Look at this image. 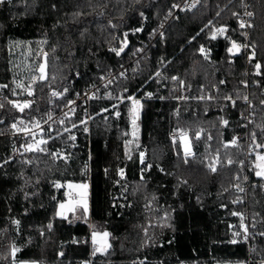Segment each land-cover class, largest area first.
<instances>
[{
	"label": "trees",
	"instance_id": "obj_1",
	"mask_svg": "<svg viewBox=\"0 0 264 264\" xmlns=\"http://www.w3.org/2000/svg\"><path fill=\"white\" fill-rule=\"evenodd\" d=\"M181 1L0 4L5 98L0 102V264H81L89 254L90 231L108 234V247L94 264H264V178L256 175L258 152L264 150V0L252 2L247 38L254 65L260 64L255 75L247 74L242 56L229 55L232 42L245 40L233 17L240 10L238 0H200L192 13L171 19L162 37L152 38L153 29ZM207 23L225 26L227 38L212 39ZM201 45L211 48L210 62L199 55ZM41 64L44 79L37 73ZM121 69L124 75L116 77L107 95L124 101L101 97L90 102L87 133L81 126L64 132L81 121L80 109L75 120L57 123L45 135L50 138L45 154L11 158L21 141L9 137L10 125L19 118H44L52 90L62 96L53 104L56 112L103 74ZM28 84L29 96L23 89ZM214 87L219 90L213 95ZM144 92L152 98L141 101L138 149L146 157L139 164L138 149L128 153L126 148L128 99ZM246 94L255 113L251 168L242 163L244 148L227 145L239 123L233 115L224 127L230 110L218 103L236 99L235 112L243 108ZM16 99L32 101L29 110L13 107ZM178 129L190 132L193 156H184L170 141ZM70 182L89 184L87 217L57 216L65 191L54 185ZM241 223L248 232L244 239L232 231Z\"/></svg>",
	"mask_w": 264,
	"mask_h": 264
},
{
	"label": "built area",
	"instance_id": "obj_2",
	"mask_svg": "<svg viewBox=\"0 0 264 264\" xmlns=\"http://www.w3.org/2000/svg\"><path fill=\"white\" fill-rule=\"evenodd\" d=\"M241 4L240 10L233 13V17L236 20L237 28L238 30L244 35L245 40L241 42H232L236 43L239 46V56H242L247 66H249V69L247 71L248 75H255L258 73V69L256 68V65H254L255 60V51L254 48L250 43H248V32L252 27V21H253V13L251 10V5L253 0H238ZM200 4V0H182L180 3L175 4L172 9L169 11L167 18L165 21H161L152 31V38L155 37H162L163 31L166 26V24L173 18H176L178 15L185 14V13H192ZM251 13V15H249ZM245 24L244 28L240 27L241 23ZM248 25H251L250 27ZM207 27H211L212 33L214 36H212L213 39L215 38H227L228 36V30L225 26H213L211 23H207ZM223 30V31H221ZM130 32H125V35H127ZM132 34H134V31H131ZM151 38V41L153 40ZM230 45V46H231ZM230 48V47H229ZM201 49L204 51L201 52ZM142 53V52H141ZM199 55L202 57V59L206 62H210L212 60V50L211 48L201 45L199 46ZM254 54V55H253ZM230 62V60H229ZM252 66V68L250 67ZM124 69L118 70L117 72H108L103 74L100 77V80L97 83L90 84L81 94L77 95L74 99L68 101L67 103L60 106L58 111H53V104L58 99L59 94L57 91L52 90L48 96V106L49 111L47 115L44 118L35 120L33 122L24 120L22 118L17 119L13 124H11L12 128L11 131L9 129V137L14 139L16 143L18 144L19 141H21V144L18 146H15V148L12 151L11 158L12 159H19L20 157L24 156L27 157L30 155H26V149L25 143L29 139H38L44 142V139L46 140L45 135L50 133L53 129L52 126L57 125V123H61L62 121L73 118L78 111L81 109V115L82 120L88 122L89 116L87 113V105L99 98H105L107 95V92L110 90L113 82L115 81L116 77L118 75H124ZM222 84V83H221ZM245 85L244 83H242ZM182 84L180 87L182 88ZM218 87H214L212 89V94L218 93ZM264 93V91H263ZM4 92L0 90V97L3 98ZM134 100L141 102L142 100H149L152 98L151 93L144 92L138 97H133ZM216 102V99L211 96H208L207 99H212ZM5 100V98H3ZM1 102V101H0ZM27 102H30L28 99H16L11 102L12 106L15 107V105L19 104L21 106L27 104ZM236 102V99L232 97L224 98L223 100L219 101V106L221 109H228L230 110L228 116H226L222 124L224 127H228L229 124L232 122L234 115L236 117V120L238 121V129L236 133L232 135L231 140L227 143V145L233 147V148H244V159L242 160V163H247L248 166L251 168L254 166L255 162L253 160L256 149H255V141L253 140V137L250 132V128L255 123V113L252 108V104L250 102L249 95L246 94L244 96V99L242 100V109H239L235 112H233L234 104ZM216 104L212 106L213 110L216 109ZM17 108V107H15ZM21 110L20 108H17ZM24 109V108H23ZM25 110V109H24ZM227 121V124L224 122ZM10 128V127H9ZM16 128H18L20 131H17ZM200 134V133H199ZM189 132L186 130H174L170 133L169 139L173 144H180L184 139H189ZM41 142V145H42ZM15 144V143H14ZM43 147V146H42ZM37 149L41 151L40 146H37ZM190 156V155H188ZM143 162L139 158V164H142ZM118 175L123 178L124 172L123 170H120L118 172ZM254 187L256 185H253ZM77 198V195L75 193H71L68 197L70 200H74ZM232 228V225H229V229ZM92 232L90 231V239H89V254L86 260H84L81 264H94L95 258L99 255V245L95 243L91 239ZM248 232L245 233L244 229L242 231V237L247 238ZM236 241V240H235ZM247 264H253L252 261H248ZM254 264H263L261 262H255Z\"/></svg>",
	"mask_w": 264,
	"mask_h": 264
},
{
	"label": "rangeland",
	"instance_id": "obj_3",
	"mask_svg": "<svg viewBox=\"0 0 264 264\" xmlns=\"http://www.w3.org/2000/svg\"><path fill=\"white\" fill-rule=\"evenodd\" d=\"M212 36H214L213 33H211L210 37L212 38ZM41 68H43V73H41V71H40ZM137 68H138V66H137ZM37 73H38L39 79L40 78L41 79L45 78L46 72H45L44 64H41V66L37 70ZM42 76H43V78H42ZM18 84L21 86L22 82H18ZM23 89H24V92H25V94L27 96H29V92H31V95H32L31 86L29 84ZM17 96H19V95H17ZM61 97H62L61 94H59L58 99H60ZM105 97L107 99L117 100V103H120V102L124 101V99H122V98H115V96H113L112 94H108ZM133 97L134 96H132L131 98L128 99V101L132 104V111H131L132 114H131V119H130V125H131L130 139H129V141L126 144V148H127L128 153H130V151L137 150L138 147H139V141H138V139H139L138 119H139V114H140V110H141V102H139L138 104H134L133 103V99H134ZM20 98H22V96H20ZM0 101H4V99L2 97H0ZM31 102L32 101L27 102L28 107H25L24 108L25 110H29ZM10 104H11V102H10ZM76 117H77V114L73 118H68L66 120H75ZM79 118H81V121L78 124L72 125L69 128L64 129V132H69V131L75 129L77 126H81L83 128L82 129L83 133H87L88 132V124H89L91 118L89 119L88 122L82 120V115ZM38 119L39 118L34 119L33 121L38 120ZM65 122L66 121L64 120V122L62 121L59 125H61V126L63 125L64 126ZM11 128H12V126L10 125V128H9L10 131H11ZM16 130L20 131L18 128H16ZM186 131H188V130H186ZM199 133H201V131H199L197 134H195L193 136L194 139H197V138L200 137ZM189 136H190L189 139H184L179 144L180 148H181V151H182L184 156H188V155H192L193 156L194 155V150L192 148V141H191L192 137H191L190 132H189ZM49 139H50L49 137L46 138V140L44 139V142H42L41 140L35 139V138L29 139L25 143V147H24L26 149V155L45 154L47 152V150H45L46 149L45 146L48 143ZM41 142H42V145H41ZM37 146H40L41 151H39L37 149ZM137 152H138V157L144 163L145 157H146L145 150L143 148H139ZM53 155L57 157V151L55 153H53ZM214 159H215V161H214V165H213L212 169H214L215 166H217V164H218L217 163V158L215 156H214ZM57 185H59V187H57ZM81 185H84V184L83 183H74V182H70V183L66 184L65 189H64V191H65V200L58 205V209H57V216L59 218L68 219L69 216H72L73 219H76V216L78 214H80V216L87 217L88 208H89L88 188L87 187L86 188L85 187H80ZM54 186L57 189L63 187V185L60 184V183H55ZM71 193H75L77 195V198L74 199V200L68 199V197H69V195ZM62 204L65 205V207L63 209L60 207V205H62ZM244 228H245L244 223H241V225H240L238 230L233 229L232 231L234 233H239V235H240ZM234 233H233V236H234ZM94 236H95V243H97L99 245V251H98L99 255H103L104 251L108 247V236L104 237V233L97 234L95 232H92V234H91V239L92 240H93ZM235 236L237 237V235H235ZM19 264H32V263L20 262Z\"/></svg>",
	"mask_w": 264,
	"mask_h": 264
},
{
	"label": "snow or ice",
	"instance_id": "obj_4",
	"mask_svg": "<svg viewBox=\"0 0 264 264\" xmlns=\"http://www.w3.org/2000/svg\"><path fill=\"white\" fill-rule=\"evenodd\" d=\"M6 2H10V0H0V4H4V3H6ZM249 15H251V13H249ZM248 26L250 27L251 25H248ZM240 27H241V28H244V27H245V24L242 22V23L240 24ZM221 31H223V30H221ZM233 49H236V50L238 51V50H239V46H238L236 43H233V44H232V48H230L229 51L232 52ZM120 51H123V48H121ZM120 51H117V52H116V55H120ZM203 51H204V50L201 49V52H203ZM253 55H254V54H253ZM256 68L259 70V69H260V64H257V65H256ZM40 71H41V73H43V68H41ZM257 74H259V72H258ZM42 78H43V76H42ZM29 95H31V92H29ZM133 103H134V104H138L139 102L133 99ZM15 107L20 108L21 110H23V108L28 107V105L25 104V105L21 106V105L17 104V105H15ZM116 115L118 116L119 113L117 112ZM224 123L227 124V121H225ZM72 138L75 139V137H72ZM186 150H187V149H186ZM258 159H259L260 161L264 162V156H259ZM257 167L260 168V171H258V172L256 173V175L259 176V177L264 178V163L258 164ZM213 171H215V169H213ZM57 187H59V185H57ZM80 187H85V188H86V185H81ZM60 207L63 209V208L65 207V205L62 204V205H60ZM234 214H235V213H234ZM49 227H51V225H49ZM244 232L247 233V228H246V227L244 228ZM107 235H108L107 233H104V237H107ZM235 235H239V233H234V236H235ZM262 235H264V233H262ZM93 240H94V242H95V236L93 237ZM232 242L235 243L236 241L233 240Z\"/></svg>",
	"mask_w": 264,
	"mask_h": 264
},
{
	"label": "crops",
	"instance_id": "obj_5",
	"mask_svg": "<svg viewBox=\"0 0 264 264\" xmlns=\"http://www.w3.org/2000/svg\"><path fill=\"white\" fill-rule=\"evenodd\" d=\"M67 184V183H66ZM66 184H64L63 185V188L65 189V186H66ZM84 185H86V187L88 188V200H89V184H88V182H86V183H83ZM88 213H89V208H88ZM88 216V215H87ZM82 216H80V214H78L77 216H76V219L78 220V219H80ZM32 264H36V263H32Z\"/></svg>",
	"mask_w": 264,
	"mask_h": 264
},
{
	"label": "water",
	"instance_id": "obj_6",
	"mask_svg": "<svg viewBox=\"0 0 264 264\" xmlns=\"http://www.w3.org/2000/svg\"><path fill=\"white\" fill-rule=\"evenodd\" d=\"M230 48H232V45L230 46ZM229 55H230V57H238L239 56V51H237L236 49H233L232 52L229 51Z\"/></svg>",
	"mask_w": 264,
	"mask_h": 264
},
{
	"label": "flooded vegetation",
	"instance_id": "obj_7",
	"mask_svg": "<svg viewBox=\"0 0 264 264\" xmlns=\"http://www.w3.org/2000/svg\"><path fill=\"white\" fill-rule=\"evenodd\" d=\"M259 156H264V150L258 152V157H259ZM258 157H257V162H258V164L264 163V162L260 161V160L258 159Z\"/></svg>",
	"mask_w": 264,
	"mask_h": 264
}]
</instances>
